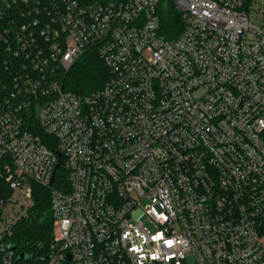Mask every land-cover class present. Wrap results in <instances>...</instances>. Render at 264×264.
Wrapping results in <instances>:
<instances>
[{"label":"built area","instance_id":"2783aa9c","mask_svg":"<svg viewBox=\"0 0 264 264\" xmlns=\"http://www.w3.org/2000/svg\"><path fill=\"white\" fill-rule=\"evenodd\" d=\"M91 53L105 81L72 93ZM33 184L39 264H264V0H0V264Z\"/></svg>","mask_w":264,"mask_h":264},{"label":"trees","instance_id":"16d2710c","mask_svg":"<svg viewBox=\"0 0 264 264\" xmlns=\"http://www.w3.org/2000/svg\"><path fill=\"white\" fill-rule=\"evenodd\" d=\"M158 16L160 34L167 40L177 38L181 30V20L180 14L175 10L173 4L165 2L159 6ZM105 77L106 70L99 57L91 53L82 56L70 69L65 78L64 87L72 93L84 95L100 88ZM63 174L62 172L61 176ZM32 194L33 205L30 212L24 220L15 226L11 238L14 249L19 254L37 253L39 251L36 248L38 243L45 249L49 242V230L52 226L49 189L33 184ZM33 262L35 261L23 260L19 264H34Z\"/></svg>","mask_w":264,"mask_h":264},{"label":"rangeland","instance_id":"374dc122","mask_svg":"<svg viewBox=\"0 0 264 264\" xmlns=\"http://www.w3.org/2000/svg\"><path fill=\"white\" fill-rule=\"evenodd\" d=\"M63 172V169L60 168L57 172V177H63V178H67L66 174H63V176H61V173ZM49 241L51 240V236L54 235L55 238H57L58 234H59V229L58 227H53L51 226L50 230H49ZM34 264H39L38 262H33Z\"/></svg>","mask_w":264,"mask_h":264},{"label":"water","instance_id":"95a60500","mask_svg":"<svg viewBox=\"0 0 264 264\" xmlns=\"http://www.w3.org/2000/svg\"><path fill=\"white\" fill-rule=\"evenodd\" d=\"M58 158H59V162H58V164L56 165L55 170H56V169L59 167V165L61 164V158H62V156L59 154V155H58ZM53 177H54V174H53ZM10 248H11V249H14V246L11 245ZM32 259H33L32 256H29V255H26V254H24V253H21V254L18 256L17 261L32 260Z\"/></svg>","mask_w":264,"mask_h":264}]
</instances>
